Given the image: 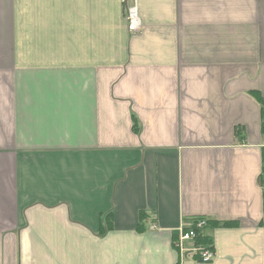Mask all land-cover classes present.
Masks as SVG:
<instances>
[{
	"label": "crops",
	"instance_id": "obj_1",
	"mask_svg": "<svg viewBox=\"0 0 264 264\" xmlns=\"http://www.w3.org/2000/svg\"><path fill=\"white\" fill-rule=\"evenodd\" d=\"M255 92L264 0H0V264H264Z\"/></svg>",
	"mask_w": 264,
	"mask_h": 264
},
{
	"label": "built area",
	"instance_id": "obj_2",
	"mask_svg": "<svg viewBox=\"0 0 264 264\" xmlns=\"http://www.w3.org/2000/svg\"><path fill=\"white\" fill-rule=\"evenodd\" d=\"M126 19L129 31L139 30L141 20L136 6L129 8ZM207 224V219L199 218L192 227L181 229L174 242V247L181 256H195L202 263H208L215 259V252L211 247L206 248L197 245L198 232L204 229Z\"/></svg>",
	"mask_w": 264,
	"mask_h": 264
},
{
	"label": "trees",
	"instance_id": "obj_3",
	"mask_svg": "<svg viewBox=\"0 0 264 264\" xmlns=\"http://www.w3.org/2000/svg\"><path fill=\"white\" fill-rule=\"evenodd\" d=\"M256 96V98L261 102L263 103L264 102V99L261 97V95L257 92H255L254 94ZM133 130L138 133L139 130H140V123L139 121L137 120L136 117H133ZM263 131H264V126H263ZM259 182H260V185L261 187L263 188L264 190V148H263V169H262V173L260 175V178H259ZM145 217L144 215L142 214L141 215V220H143ZM197 220V219H195ZM208 221V220H207ZM195 223V222H194ZM107 224V222L105 223V225ZM236 223H232V222H227V223H223L222 225L223 226H234ZM215 225H219L218 223H214V224H210V222H208V224L206 225V227L202 230H200L198 232V237H197V243L199 245H202L203 247H211L210 244H211V240L209 237H207L206 235H204V231L207 227L209 226H215ZM109 229V227H104L103 229H101V232L100 234H103L105 233L107 230ZM139 230H144V226H142V224L138 227Z\"/></svg>",
	"mask_w": 264,
	"mask_h": 264
}]
</instances>
